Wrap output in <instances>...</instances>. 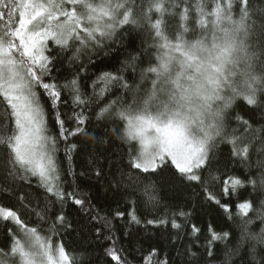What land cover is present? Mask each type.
Returning <instances> with one entry per match:
<instances>
[{
    "label": "snow or ice",
    "instance_id": "1",
    "mask_svg": "<svg viewBox=\"0 0 264 264\" xmlns=\"http://www.w3.org/2000/svg\"><path fill=\"white\" fill-rule=\"evenodd\" d=\"M132 31L152 42L91 73ZM81 152L77 174L65 161ZM0 153V196L24 210L0 205V264H133L121 239L161 206L166 173L191 209L147 224L195 237L185 264H264V0H0ZM209 210L224 226L192 223ZM77 231L107 241L102 257L91 241L67 251ZM140 259L170 264L155 248Z\"/></svg>",
    "mask_w": 264,
    "mask_h": 264
},
{
    "label": "trees",
    "instance_id": "2",
    "mask_svg": "<svg viewBox=\"0 0 264 264\" xmlns=\"http://www.w3.org/2000/svg\"><path fill=\"white\" fill-rule=\"evenodd\" d=\"M145 43L150 44L151 37L149 35L140 33L139 31H132L130 34H125L124 36V44L127 46L126 48H121L118 44L116 48L112 49L108 55H102L98 58L95 63L96 67L91 69V73H98L99 71L111 70L113 66H119V61H123L128 57L129 53H134L136 50H139L141 44ZM119 49V51H117ZM147 67V65H144ZM139 72V69H138ZM126 75H130V73H126ZM136 79H139V76H136ZM238 103L242 106L238 108L237 111L242 115L243 108L249 107L246 105V102L240 100ZM51 127V125H50ZM109 135H111V129H109ZM82 139H89L84 137ZM115 143L117 145L121 144L119 139H116ZM112 152L117 153V158L122 156L125 152V147H113ZM2 155V153H0ZM223 159L221 160V164L227 162V150L221 154ZM59 158L61 160L64 159L63 153V145H61V151L59 153ZM126 159V158H125ZM89 160V157L81 152L80 154L73 153L72 159L65 161V167L71 165L72 170L79 174L84 171L85 166ZM69 180H72L69 177ZM73 183H77L80 186V189L85 194H91L95 197H98L103 200L104 189L103 187L97 183L94 179L89 177H83L79 180H73ZM24 192L31 193L32 197H35V193L32 189L24 188ZM163 196L164 198L161 201V206L156 208H145L140 207L138 217L141 220L140 224H134L131 226V229L134 232V238L131 242H129L127 237H122L121 243L125 248H128L131 255L129 259L132 257H136L133 261V264H141V257H147L148 253L153 249H157L162 257H168L170 260V264H185V261H191L190 256L183 255L185 248H190L192 251H195V248L192 247L189 240H195L194 236H184V232H181V238L176 239V231L170 227V224H159L154 223L152 225L147 224L148 220L159 221L161 219L171 220L172 214L178 210L188 211L191 209V205L189 201L194 198V193L191 189H185L178 180H175L169 174H165L163 177ZM0 205L5 206H14L16 210L23 212L21 205L15 200H8L2 196H0ZM27 219V217L25 216ZM227 217H221L213 210H209L207 213L200 211L197 215V218L192 221L195 223L197 227L204 228L206 223H213L214 226L222 227L224 226L225 220ZM177 222H181L177 220ZM121 224L124 221L120 222ZM230 223V221H229ZM3 222L0 221V247H3L5 243H7L5 232L3 229ZM119 234V233H118ZM63 243L66 246V249L71 254H79L83 255L79 250L82 246H87L88 243L92 242V259L95 261L97 257H102V253L104 251V247L107 245V241L102 242L101 244H96L95 241L92 240V237L85 233L83 239L79 231L73 233L71 236L65 235L63 236ZM203 241H199L196 243V247H200ZM175 245V246H174ZM183 245L184 247H181ZM202 251V248H201ZM198 255V254H197ZM155 261V257H153V262ZM100 264H105L103 259L100 260Z\"/></svg>",
    "mask_w": 264,
    "mask_h": 264
}]
</instances>
